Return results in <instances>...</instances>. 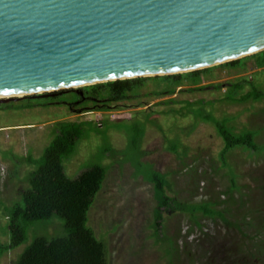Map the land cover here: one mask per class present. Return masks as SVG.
Instances as JSON below:
<instances>
[{"label":"rangeland","instance_id":"1","mask_svg":"<svg viewBox=\"0 0 264 264\" xmlns=\"http://www.w3.org/2000/svg\"><path fill=\"white\" fill-rule=\"evenodd\" d=\"M242 81L264 93V67H253L250 58L245 67L215 65L197 84L185 82L171 96L154 95L163 86L148 80L107 109L54 102L16 110L23 98L0 97V243L9 241L4 207L19 200L18 190L27 187V175L35 168L28 160L42 156L53 138L52 125L91 122L63 165L70 179L93 165L106 169L87 226L104 243L107 264H264V150L233 148L223 163L224 141L202 115L224 120L233 135L252 132L254 143L264 144V94L244 102L224 98L229 84ZM249 89L243 84L241 93ZM139 125L138 152L128 145L130 137L123 127ZM146 169L163 173L165 193L180 202L191 206L222 202L210 208L225 211L227 223L235 227L198 213L195 220L206 234L198 235L188 213L162 211V229L157 232L152 227L156 204L152 185L141 173ZM188 224L200 240H185ZM25 229L26 241L3 253L0 264H14L36 237L63 234L56 216L27 223Z\"/></svg>","mask_w":264,"mask_h":264},{"label":"water","instance_id":"2","mask_svg":"<svg viewBox=\"0 0 264 264\" xmlns=\"http://www.w3.org/2000/svg\"><path fill=\"white\" fill-rule=\"evenodd\" d=\"M263 50L264 0H0V95L188 73Z\"/></svg>","mask_w":264,"mask_h":264},{"label":"trees","instance_id":"3","mask_svg":"<svg viewBox=\"0 0 264 264\" xmlns=\"http://www.w3.org/2000/svg\"><path fill=\"white\" fill-rule=\"evenodd\" d=\"M247 58L252 60L253 67H264V50L223 65L234 68L245 67ZM211 68L181 74L109 81L44 96L24 97L18 103L16 110L54 102L71 106L91 103L94 106L99 105L100 109H107L109 103L126 100L148 80H153L163 86L154 95L171 96L185 82L191 85L197 84L202 75L209 73ZM243 84L250 85V89L245 93H241ZM189 90H195V88ZM263 94L248 81H242L229 84L224 98L228 101L244 102L250 98L257 99ZM2 107L0 105V108ZM202 115L214 125L218 135L224 141V150L220 154L223 163H225V154L233 148H243L256 153L264 150V144L254 143V133L247 131L233 135L226 127L224 120ZM85 125L90 126L92 123L55 122L52 125L53 138L44 148L42 156L34 161L28 160L35 168L27 175V187L18 190L19 200L9 207H4L3 210L6 218V225L3 227L9 241L0 243V256L26 241L25 224L49 220L56 216L62 222V236L34 238L18 255L14 264H107L104 243L99 241L93 230L87 226V214L102 188L106 169L98 164L93 165L81 172L75 179L68 178L64 172L63 162L74 154L77 142L83 137ZM123 129L129 134L127 137H130L128 145L139 152L141 125L138 127L124 126ZM173 148L176 149L175 146ZM141 173L144 179L152 185L153 198L156 203L153 209L152 227L157 232L162 229V211L188 213L190 220L197 226H200L195 220L198 213L213 221L217 217H222V211H214L210 208L211 204L218 205L222 202L215 201L208 205L201 203L197 206L187 205L165 193L168 185L163 173L153 169H146Z\"/></svg>","mask_w":264,"mask_h":264},{"label":"flooded vegetation","instance_id":"4","mask_svg":"<svg viewBox=\"0 0 264 264\" xmlns=\"http://www.w3.org/2000/svg\"><path fill=\"white\" fill-rule=\"evenodd\" d=\"M262 211H264V207H263V210ZM226 212L224 211H222L221 212V218L220 217H217L216 219L217 220H220V222L222 223V222H224V223H226V227H231V226H233V228L235 227V224H228L227 223V221H226V219H225V214ZM210 219V218H209ZM215 219V220H216ZM251 220V218L249 219L248 217H247V219H246V221H250ZM264 220V219H263ZM264 222V221H263ZM193 223V222H192ZM248 222H246V224H247ZM199 224H200V226H197L196 224H194L193 223V226H195L196 228H197V233H198V235H206V234H204V233H202L203 232V230H202V228L204 227V225H202L200 222H199ZM248 225V224H247ZM191 231H192V229H191V227H190V225L188 224V226L186 227V229H185V231H184V238H185V240L186 241H188V242H192L194 239H196L197 237L196 236H198V235H193V233H191ZM202 239V238H201ZM197 240H200V239H196L195 241H197Z\"/></svg>","mask_w":264,"mask_h":264},{"label":"bare ground","instance_id":"5","mask_svg":"<svg viewBox=\"0 0 264 264\" xmlns=\"http://www.w3.org/2000/svg\"><path fill=\"white\" fill-rule=\"evenodd\" d=\"M10 96H13V95H11V94H9V95L8 94H5V95L2 94V95H0V97H10Z\"/></svg>","mask_w":264,"mask_h":264}]
</instances>
